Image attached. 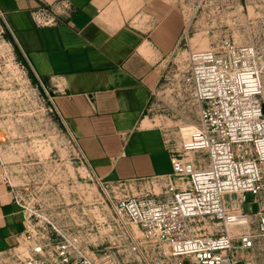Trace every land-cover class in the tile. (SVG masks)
<instances>
[{
    "label": "built area",
    "instance_id": "2783aa9c",
    "mask_svg": "<svg viewBox=\"0 0 264 264\" xmlns=\"http://www.w3.org/2000/svg\"><path fill=\"white\" fill-rule=\"evenodd\" d=\"M258 1L264 6V0ZM73 11L67 0H60L31 16L43 27L59 24ZM9 33L0 10V39L7 40ZM182 85L198 110L201 135L194 144L171 150L169 173L106 179L67 128L100 184L104 205L98 218H114L135 259L103 255L99 244L51 221L13 184L1 153L3 179L26 227L17 244L0 253L9 252L17 264H264V38L240 45L226 37L213 48L191 50ZM50 99L59 114L54 96ZM248 194L258 210H245ZM67 213L62 218H78Z\"/></svg>",
    "mask_w": 264,
    "mask_h": 264
},
{
    "label": "crops",
    "instance_id": "0c3cea01",
    "mask_svg": "<svg viewBox=\"0 0 264 264\" xmlns=\"http://www.w3.org/2000/svg\"><path fill=\"white\" fill-rule=\"evenodd\" d=\"M58 1L0 0V10L25 62L52 87L64 124L106 179L169 173L146 112L179 45L183 10L167 0H67L71 16L38 27L31 12ZM3 172L0 160V252L26 227Z\"/></svg>",
    "mask_w": 264,
    "mask_h": 264
},
{
    "label": "rangeland",
    "instance_id": "374dc122",
    "mask_svg": "<svg viewBox=\"0 0 264 264\" xmlns=\"http://www.w3.org/2000/svg\"><path fill=\"white\" fill-rule=\"evenodd\" d=\"M167 1L183 10L184 25L146 112L147 133L161 142L162 152L168 156L166 172L171 170V150L182 149L185 142L194 144L201 135L196 127L198 110L182 85L190 51L213 48L226 37L240 45L264 38V6L258 0ZM6 39H0V153L13 184L22 189L27 201L52 216L51 221L70 228L92 245L99 244L101 254L135 259L137 255L126 247L114 218H98L104 205L100 184L54 109L52 87L33 73L9 34ZM247 197L245 210L250 211V206L258 210V204H251L253 195ZM260 202L264 206V196ZM67 212L78 218L71 214L62 218ZM0 264L17 262L3 252Z\"/></svg>",
    "mask_w": 264,
    "mask_h": 264
},
{
    "label": "bare ground",
    "instance_id": "6f19581e",
    "mask_svg": "<svg viewBox=\"0 0 264 264\" xmlns=\"http://www.w3.org/2000/svg\"><path fill=\"white\" fill-rule=\"evenodd\" d=\"M240 219V218H239ZM242 219V218H241ZM240 223V226H245L246 225V221H241V222H239ZM133 227H135L136 229H138L139 231H140V229H139V227L136 225V224H133ZM140 233H141V231H140Z\"/></svg>",
    "mask_w": 264,
    "mask_h": 264
}]
</instances>
